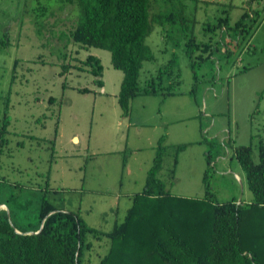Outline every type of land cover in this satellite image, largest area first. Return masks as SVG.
<instances>
[{
	"label": "rangeland",
	"instance_id": "1",
	"mask_svg": "<svg viewBox=\"0 0 264 264\" xmlns=\"http://www.w3.org/2000/svg\"><path fill=\"white\" fill-rule=\"evenodd\" d=\"M256 2L263 8L264 0L191 1L187 22L153 24L146 44L154 60L143 63L139 82L144 87L153 81L157 93L135 96L129 116L122 118L117 94L123 74L111 66L110 53L68 39L79 17L76 6L61 0H0V126L5 115L9 118L0 200L3 210L10 208L13 223L32 229L46 195L65 213H79L89 227L110 232L122 223L131 197L142 191L161 136L167 148L159 178L171 195L202 198L209 167L217 204H249L252 195L234 148L250 146L253 161L259 162L264 12L244 37L226 29L225 20L233 26ZM38 7L48 9L42 19L34 14ZM161 10V2H154L151 12ZM192 35L198 44L193 67L187 55ZM89 55L101 60L106 94L86 71L72 67L65 76L59 74L63 56L80 66ZM177 72V95L163 98ZM82 88L89 92H79ZM182 144L188 146L174 167L175 147ZM90 241L92 249L84 254L98 264L108 239Z\"/></svg>",
	"mask_w": 264,
	"mask_h": 264
},
{
	"label": "trees",
	"instance_id": "2",
	"mask_svg": "<svg viewBox=\"0 0 264 264\" xmlns=\"http://www.w3.org/2000/svg\"><path fill=\"white\" fill-rule=\"evenodd\" d=\"M158 1L162 10L153 14L152 5ZM191 1L199 0H61L62 4L74 5L79 11L68 39L83 48L109 52L111 66L122 72L117 94L122 118L129 116L135 96L157 93L153 81L144 87L139 82L143 63L154 60L146 44L153 24L164 25L176 19L187 22L185 13ZM256 4L255 9L249 7L243 12L233 26L225 20L226 29L241 37L249 34L250 27L257 24L264 12V6ZM46 10L36 8V18L42 19ZM249 18L253 22L247 24ZM213 26L222 28L218 24ZM188 45L187 55L193 67V51L198 47L193 35ZM72 67L88 72L94 77V85L103 88V66L98 57L89 55L80 61V66H72L63 56L60 76L68 74ZM166 67L170 69L171 64ZM174 77L167 92L162 93L163 98L177 95L174 86L180 85L179 72ZM78 91L89 92L85 88ZM8 124L9 118L5 115L0 126V159L8 145ZM164 139L161 136L154 148L155 155L142 191L131 197L122 223L114 225L108 233L89 227L79 213H65L63 207L49 202L46 195L41 199L38 221L32 229L14 224L9 207L6 206L7 212L0 208V264H91L84 250L91 251L90 238L101 236L107 237L109 246L98 264H264V144L259 149L258 163L253 161L250 146L234 148L252 201L246 205L235 200L217 204L210 192L209 167L202 178V198L169 193L159 178L167 148ZM187 146L175 147L174 167L178 154ZM206 160L209 164V153ZM1 205L5 204L0 200Z\"/></svg>",
	"mask_w": 264,
	"mask_h": 264
},
{
	"label": "crops",
	"instance_id": "3",
	"mask_svg": "<svg viewBox=\"0 0 264 264\" xmlns=\"http://www.w3.org/2000/svg\"><path fill=\"white\" fill-rule=\"evenodd\" d=\"M105 87H106V86H105V83L103 82V88L101 89L103 94H104V93L106 94ZM127 209H128V208H127ZM127 209H126V210H127Z\"/></svg>",
	"mask_w": 264,
	"mask_h": 264
},
{
	"label": "water",
	"instance_id": "4",
	"mask_svg": "<svg viewBox=\"0 0 264 264\" xmlns=\"http://www.w3.org/2000/svg\"><path fill=\"white\" fill-rule=\"evenodd\" d=\"M3 206H4V205H1L0 208H3ZM6 209H7V208H6ZM40 229H41V227H40ZM40 229H39V231H40ZM29 234H31V233H29Z\"/></svg>",
	"mask_w": 264,
	"mask_h": 264
}]
</instances>
